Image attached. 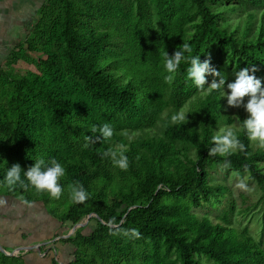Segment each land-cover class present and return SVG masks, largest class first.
I'll return each mask as SVG.
<instances>
[{"label":"trees","instance_id":"16d2710c","mask_svg":"<svg viewBox=\"0 0 264 264\" xmlns=\"http://www.w3.org/2000/svg\"><path fill=\"white\" fill-rule=\"evenodd\" d=\"M183 42L227 78V55L237 71L255 66L264 86V0H46L0 67V195L33 205L57 229L95 222L87 235L77 227L56 236L36 251L37 264H201L195 254L216 264H264V250L227 215L194 210L224 196L211 171L226 160L225 168L255 180L264 201V145L242 130L243 105L228 106L219 91L187 78L186 59L175 73L163 70L165 51ZM19 59L36 62L37 71H21ZM206 75L208 83L218 79ZM180 111L188 120L171 122ZM103 123L114 128L110 139L90 129ZM228 127L245 147L212 154V136ZM121 147L126 170L105 154ZM37 157L65 166L59 198L6 183L9 166L26 170ZM77 181L90 194L81 203L68 188ZM0 264L27 263L0 250Z\"/></svg>","mask_w":264,"mask_h":264},{"label":"clouds","instance_id":"9594fccd","mask_svg":"<svg viewBox=\"0 0 264 264\" xmlns=\"http://www.w3.org/2000/svg\"><path fill=\"white\" fill-rule=\"evenodd\" d=\"M191 53L192 47L187 42H183L182 47L177 48L172 55L165 51L163 60L167 72L175 73L180 68L181 61L186 59L189 63L186 69L187 78L201 90L209 93L213 90L219 91L220 97H227L228 106L243 105L248 116L243 119L242 130L245 131L249 140L264 145V86H262V79L255 74V66L239 68L234 73L235 79L226 83L227 76L212 66L210 57L201 61L199 52L194 55ZM186 54L190 55L186 56ZM206 74L218 79L214 78L208 83ZM166 78L171 80L172 76L169 75ZM206 85L207 89H205ZM245 97H247L246 100ZM187 113L180 111L172 115L171 122L185 123L188 120ZM90 129L93 133L101 134L97 139H110L114 135V128L109 123L93 124ZM212 141L214 146L209 149L212 154H230L236 149L245 147L239 139L238 131L232 127L222 128L219 133L212 136ZM105 154L109 155L113 165L120 169L126 170L129 167V158L122 147L110 148ZM224 166H230V161L226 160ZM65 172V166L56 157L48 159L37 157L26 170L19 163L9 166L5 180L9 186L17 184L24 188L32 186L38 192L47 191L52 197L59 198L64 191V186L59 181ZM68 188L74 202L81 203L89 199V192L79 181L72 183ZM131 233L136 237L140 235L137 229H132Z\"/></svg>","mask_w":264,"mask_h":264},{"label":"rangeland","instance_id":"374dc122","mask_svg":"<svg viewBox=\"0 0 264 264\" xmlns=\"http://www.w3.org/2000/svg\"><path fill=\"white\" fill-rule=\"evenodd\" d=\"M29 54L33 59L45 58L43 52H29ZM15 64L23 72L26 69L32 71L38 69V64L34 61L25 62L19 59L15 61ZM236 64L237 59H232L228 55L225 57L224 65L230 76L227 80H232L235 77ZM142 68L145 69L146 66ZM154 70L156 73H161V69L154 68ZM246 99L247 97H245ZM211 172L215 181L225 186L226 192L224 196L221 195L218 199L211 197L210 202L195 207L194 210L210 217L227 215L230 224L239 229H245L256 246L264 250V201L261 197L260 187L247 172L227 169L223 166L213 167ZM0 201H3L0 203V246L8 253V256H23L27 264H37L31 259L32 254L35 256L37 250L48 246L54 239H57L56 236L65 238L73 233L77 227H82V234L87 235L95 225V222L89 221V217H87L81 221L83 223L81 226L70 227L66 231L63 229L56 235L54 230L50 231L49 220L45 217L35 216L37 209H34L33 205L6 195H0ZM17 231L20 233L17 234ZM60 253L63 254L64 251H60ZM195 257L201 264H216L204 254H195Z\"/></svg>","mask_w":264,"mask_h":264},{"label":"crops","instance_id":"0c3cea01","mask_svg":"<svg viewBox=\"0 0 264 264\" xmlns=\"http://www.w3.org/2000/svg\"><path fill=\"white\" fill-rule=\"evenodd\" d=\"M46 0H0V67L4 66L7 57L18 43L23 41L28 29L36 19L39 8ZM50 231L55 233L63 229H57L55 224H50ZM20 232L17 231V234ZM23 235V232H21ZM30 242V241H28ZM32 260L39 262L38 257L32 254Z\"/></svg>","mask_w":264,"mask_h":264},{"label":"water","instance_id":"95a60500","mask_svg":"<svg viewBox=\"0 0 264 264\" xmlns=\"http://www.w3.org/2000/svg\"><path fill=\"white\" fill-rule=\"evenodd\" d=\"M82 224H83V223L80 222V223L76 224L75 226H81ZM75 226H74V227H75ZM74 227H73V228H74ZM0 250L3 251L5 254H8V253H7V252H6L1 246H0Z\"/></svg>","mask_w":264,"mask_h":264}]
</instances>
